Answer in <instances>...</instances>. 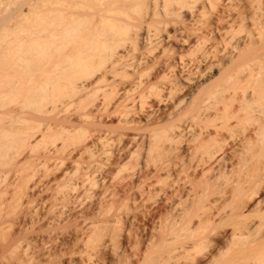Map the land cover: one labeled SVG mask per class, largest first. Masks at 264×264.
Returning a JSON list of instances; mask_svg holds the SVG:
<instances>
[{"label": "bare ground", "instance_id": "bare-ground-1", "mask_svg": "<svg viewBox=\"0 0 264 264\" xmlns=\"http://www.w3.org/2000/svg\"><path fill=\"white\" fill-rule=\"evenodd\" d=\"M37 2L0 0V201L24 224L75 219L87 259L66 264H112L95 216L127 159L121 199L161 182L159 264H264V0Z\"/></svg>", "mask_w": 264, "mask_h": 264}, {"label": "rangeland", "instance_id": "rangeland-1", "mask_svg": "<svg viewBox=\"0 0 264 264\" xmlns=\"http://www.w3.org/2000/svg\"><path fill=\"white\" fill-rule=\"evenodd\" d=\"M37 1L41 8L45 5L42 9L46 8L45 2H41L44 0ZM26 7L27 6L25 4H22L21 10L26 12ZM37 9H39V6L37 7ZM20 22L24 23L23 21ZM20 34L23 35L24 33L20 32ZM31 38H35V36H32L29 39ZM263 57L264 56L259 58H262L261 60L258 59L255 60V62L253 61V63L251 62L253 65L254 63L255 65L258 64L256 66L254 65L256 68L259 67V69L257 70H264ZM44 66L46 67V65ZM243 73L244 71L239 74ZM41 76L39 77L41 78ZM229 91H231V89H229ZM237 91L240 90L237 89ZM70 108H72V106H70ZM32 122L34 124V121ZM35 122L40 123V121L36 120ZM42 124V122L40 123V125L38 124L39 126L38 128L36 127L35 130H33L32 128L35 135H38V133H40L39 128L42 127ZM130 166V161L128 162V160L125 159L124 164L121 166V168L115 172L114 184L117 186L114 185V188L116 187L115 189L117 191L119 190L118 194L115 196L117 198V201L113 206L115 209H112L111 212H109V209L107 213H104L105 216L103 215L101 217V213L96 215L95 218L98 220L102 219V221H99L98 224H101V226L104 225V232L106 230H109L106 231V233H111L110 235L109 233L107 234L110 236L109 244L112 252V264H159L158 252L156 250V230L158 225V220H156V213L158 212V208L161 206L160 203L162 202L160 191L157 190L161 185V182L152 183V185L150 186L149 183H151V180L147 179L141 184L142 190H144L143 193L139 196L138 194H136L137 196H135L136 198L134 199V202L132 201V199H121V196H119L120 194H122L121 189L124 190L125 187L128 186L127 183L130 182V179L127 177ZM24 175L26 176L23 171V176ZM5 176V181H8L11 177H13L10 172L6 173ZM117 180H119L120 183L116 182ZM36 193L37 194L33 195L34 200H38L39 198L44 196L43 191H38ZM6 201L7 204L8 201H10L8 205L11 204L10 199H4L3 201H0V264H66L69 253L72 254L74 260H76L75 257L78 256H82L87 259L84 246L75 245L74 240L71 237L72 235H70L75 226V219L69 218L66 220H58L53 225H46L45 221L42 218L43 210L37 208L35 210V214L36 216L41 217L40 220L32 224H24L23 221H21L22 217L20 219V208H15L18 209V213L15 210H10L12 206L7 209L8 206L6 207V205L3 204ZM93 201L94 196H90V194L84 195L79 199L78 203L80 208L83 209L82 211L84 214H91L88 212L89 210H91ZM116 209H118L120 213L116 212ZM125 211L132 214V218L130 217L131 219L128 218V220L125 221V219L123 218V221L122 219H117L113 216L114 213L123 214ZM111 217H113L112 219L116 218V220L114 219L113 222ZM104 221H106V223ZM48 230H51L53 234L57 235V238L54 240V246L49 251V255H47L46 257V254L42 255L38 252H33L32 254L28 253L29 257L28 255L25 256L26 254L24 255L23 253V250L25 249L27 250V252H30L32 249H35L37 251V249L41 247H39V245L42 242L45 243L44 245L46 246V238L44 237H46V231ZM61 232L63 233V235L61 234ZM115 234H117V236ZM178 258L179 260H183V254H179ZM88 259L90 261V264H109V260L99 261L96 260L93 256H91V258L88 257Z\"/></svg>", "mask_w": 264, "mask_h": 264}]
</instances>
